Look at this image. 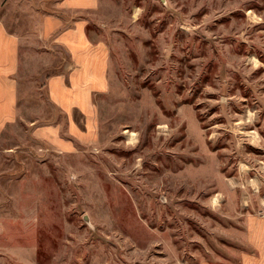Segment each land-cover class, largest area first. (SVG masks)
Masks as SVG:
<instances>
[{
	"label": "rangeland",
	"instance_id": "1",
	"mask_svg": "<svg viewBox=\"0 0 264 264\" xmlns=\"http://www.w3.org/2000/svg\"><path fill=\"white\" fill-rule=\"evenodd\" d=\"M55 1L0 0L22 39L19 113L0 131V264H245L248 221L264 218V0L80 12L109 63L94 136L72 151L37 132L64 116L46 81L65 52L42 38Z\"/></svg>",
	"mask_w": 264,
	"mask_h": 264
},
{
	"label": "crops",
	"instance_id": "2",
	"mask_svg": "<svg viewBox=\"0 0 264 264\" xmlns=\"http://www.w3.org/2000/svg\"><path fill=\"white\" fill-rule=\"evenodd\" d=\"M100 4L101 0H56L54 12L42 16L46 45L59 48L66 56L64 68L50 74L46 81L50 98L64 116L52 126L37 128V132L42 130V138L65 151H72L77 141L92 140L93 96L107 87L108 51L102 43L91 40L88 18L79 15L96 10ZM8 28L0 20V131L19 113L22 39ZM248 222L247 241L256 252L244 256V263L264 264V218L254 217Z\"/></svg>",
	"mask_w": 264,
	"mask_h": 264
}]
</instances>
